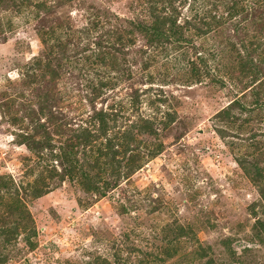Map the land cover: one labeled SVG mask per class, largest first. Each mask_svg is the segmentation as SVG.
Masks as SVG:
<instances>
[{"label": "rangeland", "instance_id": "374dc122", "mask_svg": "<svg viewBox=\"0 0 264 264\" xmlns=\"http://www.w3.org/2000/svg\"><path fill=\"white\" fill-rule=\"evenodd\" d=\"M174 5L178 22H190L186 41L149 44L135 32L110 65L109 45L96 42L113 37L95 18L149 23L147 0H0V175L25 187L34 233L0 248V264H264V238L254 234L264 220V0ZM57 43L67 49H54L53 78L38 63ZM45 95L67 130L89 126L94 109L110 106L124 126L154 120V135H137L141 168L103 195L48 173L61 168L48 151L17 139ZM47 127L55 144L65 138V128ZM41 171L43 194L32 197ZM179 226L184 233L173 240Z\"/></svg>", "mask_w": 264, "mask_h": 264}, {"label": "trees", "instance_id": "16d2710c", "mask_svg": "<svg viewBox=\"0 0 264 264\" xmlns=\"http://www.w3.org/2000/svg\"><path fill=\"white\" fill-rule=\"evenodd\" d=\"M175 1L147 0L149 3V23L125 19L123 23L113 24L108 15H104L100 19L95 18L93 24L95 26L100 24L99 27L107 25L106 27H109V29H106L103 34L107 37H113L110 44L96 42L101 50L109 45L108 49L106 48L107 50L103 52L110 59L108 63L112 65V63L117 62L118 58L114 53L117 51L122 52L123 47L132 43V39L127 38V35L135 32L141 33L149 44L161 45L166 42L182 43L186 41L185 29H187L186 26L190 25V22L186 21L184 24L178 22L179 12L177 6L174 5ZM37 5L44 6L42 3H37ZM194 28L198 29L196 26ZM115 46L117 47L115 48ZM54 49L64 53L67 45L57 43V45L48 46V51L44 57L45 61L38 63V65L41 64L45 68L48 67L53 74V78L57 75V67H60V59L56 60V57L53 56ZM66 58L63 57V59ZM54 61L58 62V65L53 64ZM254 75V78H256L257 74ZM45 98L49 97L45 95ZM47 101L48 99L42 101L44 104H39L36 114L34 111L26 114L30 121V129L21 130L17 135V139H19V144H25L29 150L36 153H41L43 150L48 151L51 159L56 160L61 167L60 170H57V167L52 165V168L46 170L48 173L59 176L61 180L66 177L70 180L76 179L84 190L103 195L108 189L115 188L120 180L127 179L141 168L144 155L140 154L137 135H154L156 133L153 128L154 120L140 118L139 121L124 126L116 121L119 112L114 110L113 106H110L106 110L103 108L94 109L89 118V126L80 127L79 129L68 128L67 130V123L64 121L59 123L57 116L48 110L47 106L49 104ZM137 101L138 98L135 97L133 103L135 104ZM233 102H230L227 106L230 107ZM225 112L226 110L222 113L225 114ZM14 121H17V119L14 118ZM49 124L51 126L55 125L57 128H65L66 133L64 131L60 132V135L65 138L60 140L58 144H55L49 134L47 127ZM218 131H222V129ZM108 132L112 134L107 136ZM57 149L58 152L56 153L55 150ZM157 150L158 148L155 151ZM155 151L149 152L151 156L156 153ZM42 159L45 160V158ZM237 162L248 176L254 180H259V172L254 162H250L244 157L237 159ZM253 173H255V176ZM43 174L44 172L41 171L35 180L34 187L32 184V197L43 194V188L40 187L44 184ZM40 183L42 184L38 185ZM20 188L25 190L23 184L17 185V187L14 185L11 175L7 174L6 177L0 175V248L6 247L12 241L16 242L21 231L26 233L24 238L27 241L34 234L33 230L27 231V219H31V215L27 210L26 203L22 200ZM259 193L264 200V188H259ZM6 194L10 196V200L7 202L3 200ZM177 229L178 233L173 240L184 233L183 227L179 226ZM254 234L260 240H263L264 220L261 219L255 224ZM176 246V244L169 242V245H166V251L173 249L171 251L175 252ZM202 250L206 253L204 248ZM200 255L204 254L200 253ZM1 258L3 259L2 253H0V262H2Z\"/></svg>", "mask_w": 264, "mask_h": 264}]
</instances>
